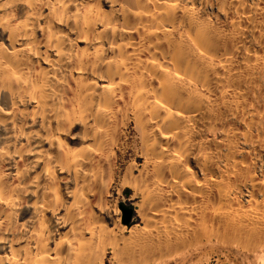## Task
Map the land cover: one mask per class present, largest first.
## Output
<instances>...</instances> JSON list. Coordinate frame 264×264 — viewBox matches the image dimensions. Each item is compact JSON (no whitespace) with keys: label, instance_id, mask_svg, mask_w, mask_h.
Segmentation results:
<instances>
[{"label":"bare ground","instance_id":"1","mask_svg":"<svg viewBox=\"0 0 264 264\" xmlns=\"http://www.w3.org/2000/svg\"><path fill=\"white\" fill-rule=\"evenodd\" d=\"M191 240L264 264V0H0V264Z\"/></svg>","mask_w":264,"mask_h":264},{"label":"rangeland","instance_id":"2","mask_svg":"<svg viewBox=\"0 0 264 264\" xmlns=\"http://www.w3.org/2000/svg\"><path fill=\"white\" fill-rule=\"evenodd\" d=\"M131 195H132V191L129 190L128 192H126L123 195V197L120 199L119 202L117 201V203L116 202L112 203V208L118 209L119 213L121 212L120 214H121L123 223H124V220L126 218V212H125L124 208L127 207L132 212V217H131L130 222L135 217V208L129 202V198L131 197ZM125 224H128V223L125 222ZM129 227H130V225H129ZM186 245H187V247L185 248V250H183V252H181V251H179V253H178V251L176 252V253H178V254H175L177 260H174L173 262H171L169 264H231L234 261L238 264H259L255 258H252L249 261H247L242 256H240V254H237V255L230 254L229 252L225 251V249L219 248L218 246H216L214 248L203 249L199 252V245L197 244V242L195 240H191ZM227 254L230 255V257H227L226 256ZM223 255H225L227 258ZM236 256H238V257H236ZM220 257L222 259L221 261H223V262L217 263V259ZM225 260L227 261V263L225 262ZM230 260H231V262H230ZM235 262H234V264H235ZM107 264H111V263H107Z\"/></svg>","mask_w":264,"mask_h":264},{"label":"water","instance_id":"3","mask_svg":"<svg viewBox=\"0 0 264 264\" xmlns=\"http://www.w3.org/2000/svg\"><path fill=\"white\" fill-rule=\"evenodd\" d=\"M125 212H126V218H125V222L129 223L132 217V212L129 208H124Z\"/></svg>","mask_w":264,"mask_h":264}]
</instances>
